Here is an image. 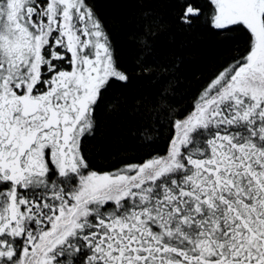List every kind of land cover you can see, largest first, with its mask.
<instances>
[{
  "label": "snow or ice",
  "instance_id": "6c2138e0",
  "mask_svg": "<svg viewBox=\"0 0 264 264\" xmlns=\"http://www.w3.org/2000/svg\"><path fill=\"white\" fill-rule=\"evenodd\" d=\"M136 62L158 85L131 104L97 0H0V264H264V0H168ZM246 35L190 101L174 25ZM101 109L163 146L98 170L82 145Z\"/></svg>",
  "mask_w": 264,
  "mask_h": 264
},
{
  "label": "trees",
  "instance_id": "16d2710c",
  "mask_svg": "<svg viewBox=\"0 0 264 264\" xmlns=\"http://www.w3.org/2000/svg\"><path fill=\"white\" fill-rule=\"evenodd\" d=\"M200 2L204 3V0ZM144 7L161 19L172 21L176 6L168 0H149ZM97 9L108 24L114 57L129 76L127 87L119 89L117 94L122 93L129 104L140 96L153 95L158 85L146 79V74L137 65L136 45L132 41V33L140 27L141 17L146 14L142 12L141 5L136 0H97ZM158 39V56L174 53L182 58L176 95L180 106L187 104L214 71L230 63L247 45L245 34H218L201 22L191 29L177 28L173 23L170 31ZM98 119L100 127L95 137L82 145L98 170L118 168L126 158H140L163 146L162 140L148 144L130 135L121 126L125 119L123 114L113 116L101 109Z\"/></svg>",
  "mask_w": 264,
  "mask_h": 264
}]
</instances>
